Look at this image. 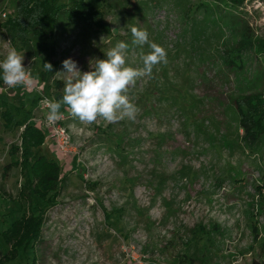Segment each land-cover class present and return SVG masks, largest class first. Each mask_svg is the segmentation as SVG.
Masks as SVG:
<instances>
[{"label": "rangeland", "instance_id": "rangeland-1", "mask_svg": "<svg viewBox=\"0 0 264 264\" xmlns=\"http://www.w3.org/2000/svg\"><path fill=\"white\" fill-rule=\"evenodd\" d=\"M14 2L0 0V60L6 45L15 47L24 54L33 84L0 83V230L20 216L15 200L23 178L14 162L22 127L13 123L42 127L47 139L33 149L32 158L44 154L57 161L62 182L40 240L11 264H250L261 259L264 138L253 147L243 143L235 101L264 92V56L248 49L234 56L231 49L244 32L264 39V0L237 6L102 0L110 34L59 18L50 57L56 73L69 58L81 72L91 70L90 61L106 59L119 41L129 45L127 65L141 67L140 54L150 49L132 45V26L147 30L149 40L167 52V63L129 90L139 109L134 121L83 125L62 105L57 123L70 136L65 155L47 136L48 109L41 101L63 94V78L55 73L42 83L39 57L12 42L14 31L3 23L13 16ZM29 38L35 46L38 38ZM3 111L11 124H5ZM199 225L204 231L195 236ZM7 249L0 237V259Z\"/></svg>", "mask_w": 264, "mask_h": 264}, {"label": "trees", "instance_id": "trees-1", "mask_svg": "<svg viewBox=\"0 0 264 264\" xmlns=\"http://www.w3.org/2000/svg\"><path fill=\"white\" fill-rule=\"evenodd\" d=\"M101 1L71 0L65 5H59L55 0H15L13 16L8 17L3 25L13 29L12 42L19 44L28 56L39 57L41 70L38 76L42 83L48 82L57 71V64L51 62L50 57L55 54L57 43L53 28L59 18L64 17L68 23L82 22L110 34L109 25L100 6ZM201 1H224L231 6L243 2V0ZM29 35L38 38L35 46ZM244 49L252 50L255 56H264V39L254 40L249 33L244 32L231 50L235 51L234 56H236V53ZM224 61L228 62V59L225 58ZM45 62L53 65L52 72L44 70ZM2 82L3 79L0 77V83ZM54 82L56 88L62 87L60 81L54 80ZM61 97L60 93H55L57 100ZM235 105L243 143L250 147L256 146L264 138V92L245 95L236 100ZM1 116L6 125L12 123L6 111L1 112ZM13 125L22 127L19 135L20 157L14 162L22 169L23 181L15 200L20 216L0 230V237L8 246L7 251L1 255L0 264L15 262L20 252L31 249L33 244L40 240L45 214L56 204L62 182L61 169L57 161L44 154L32 158L33 149L44 144L47 139L43 129L39 125L24 121ZM33 208H36L35 212ZM203 231L204 229L199 225L195 227L193 233L196 234L195 236H201ZM250 264H264V255L261 259H253Z\"/></svg>", "mask_w": 264, "mask_h": 264}, {"label": "clouds", "instance_id": "clouds-1", "mask_svg": "<svg viewBox=\"0 0 264 264\" xmlns=\"http://www.w3.org/2000/svg\"><path fill=\"white\" fill-rule=\"evenodd\" d=\"M130 31L133 46L147 45L150 49L146 54H140L142 66L127 65L129 45L123 41L107 50L106 59L90 61L89 71L81 72L77 62L71 58L65 59L62 62L64 71L56 73L62 76L64 82L61 99L42 101L48 108L46 118L49 123L62 118V105L83 125H91L99 120L117 123L124 119H136L139 109L130 100L129 90L136 86L138 80L151 78L157 65L166 64L167 52L163 46L149 40L147 30L132 26ZM23 61L24 54L6 45V55L0 60V77L7 87L32 83L30 68H25ZM43 67L45 71L52 72L51 63L45 62Z\"/></svg>", "mask_w": 264, "mask_h": 264}, {"label": "built area", "instance_id": "built-area-1", "mask_svg": "<svg viewBox=\"0 0 264 264\" xmlns=\"http://www.w3.org/2000/svg\"><path fill=\"white\" fill-rule=\"evenodd\" d=\"M31 85L32 84L26 87H30ZM44 99H47V98L44 97L41 101H43ZM43 106L46 109H48L46 105L43 104ZM46 117L44 118V121H43V127L47 131V136L52 140L53 145L55 146L56 150L62 155H65L68 152V145L70 144V136L66 132L64 127H61L60 125H58L57 122L49 123Z\"/></svg>", "mask_w": 264, "mask_h": 264}]
</instances>
